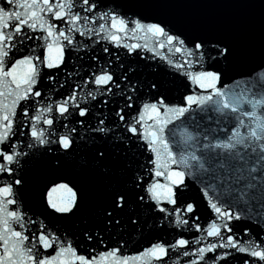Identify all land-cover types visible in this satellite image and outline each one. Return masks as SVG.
<instances>
[{"label": "snow or ice", "instance_id": "snow-or-ice-1", "mask_svg": "<svg viewBox=\"0 0 264 264\" xmlns=\"http://www.w3.org/2000/svg\"><path fill=\"white\" fill-rule=\"evenodd\" d=\"M259 2L0 0V264H264Z\"/></svg>", "mask_w": 264, "mask_h": 264}, {"label": "water", "instance_id": "water-1", "mask_svg": "<svg viewBox=\"0 0 264 264\" xmlns=\"http://www.w3.org/2000/svg\"><path fill=\"white\" fill-rule=\"evenodd\" d=\"M146 7L142 9L150 19L164 18L177 26L193 17H226L239 19L250 27L259 23V0H144ZM146 55H151L147 54ZM136 57L133 56V59ZM143 63V62H141ZM152 64L161 63L159 59L150 61ZM183 89L174 90L172 95L177 98ZM131 251V249H129ZM182 264V262H181Z\"/></svg>", "mask_w": 264, "mask_h": 264}]
</instances>
